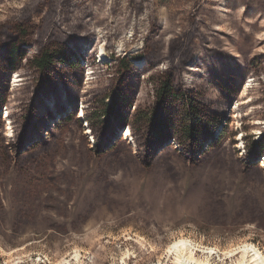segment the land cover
I'll return each instance as SVG.
<instances>
[{"label": "rangeland", "instance_id": "rangeland-1", "mask_svg": "<svg viewBox=\"0 0 264 264\" xmlns=\"http://www.w3.org/2000/svg\"><path fill=\"white\" fill-rule=\"evenodd\" d=\"M15 26L28 31L27 60L62 45L79 61V92L103 91L114 58L134 56L138 109L155 107L150 80L168 71L220 126L198 153L171 142L147 159L138 135L117 143L128 128L110 126L97 143L92 100H78L79 119L66 122L74 104L56 96L42 120L50 127L60 115L59 123L9 147L8 122L19 132L43 94L23 63L7 87L12 115L1 110L0 264L170 263L166 251L182 237L200 255L214 249L212 264L245 244L264 254V159L245 167V147L264 137V0H0V38ZM27 87L35 95L25 100Z\"/></svg>", "mask_w": 264, "mask_h": 264}, {"label": "trees", "instance_id": "trees-1", "mask_svg": "<svg viewBox=\"0 0 264 264\" xmlns=\"http://www.w3.org/2000/svg\"><path fill=\"white\" fill-rule=\"evenodd\" d=\"M11 31L8 35L11 37L10 40L0 38V47L3 45L0 49V120L1 110L8 108L7 87L9 81L15 72L24 68L23 63L26 64L25 68L34 70L33 72L39 76L37 88L41 89L43 94L41 95L42 100L37 105H35V101L31 104V116H29L24 127L19 128V132L14 133V122L11 123L8 120L12 129L11 140L7 143L9 147H12L15 141L22 148L30 143L31 138L41 139L43 132L48 130V126L45 125L46 122L42 119L52 117L50 107L46 106L44 102L49 97L56 98V96L65 98V101L74 104V112L65 119L66 122L74 121V113L76 114L79 107L78 100L84 99L87 103L92 100L96 104V111L87 118V122L96 137H100L96 138L97 143L99 144L100 140L103 141L112 134L109 131L110 126L111 128L117 126L119 131L128 128L130 133L128 130L125 131H128L131 142V135L134 137V142H136L137 135L141 138L136 148L138 155L147 159L151 157L150 155L155 157L157 154V152L153 153L155 150L162 149V151H165V149L171 148L170 142L176 143L189 152L198 153L202 147V142L210 140L215 133V129L220 126L218 116L210 111V107L204 110L202 104L195 97L184 94L177 87L178 84L173 74L168 71L153 76L150 80L154 88L155 107L148 112L146 109H138V78L134 74L136 73L133 67V60L136 59L134 56L114 58V71L112 74H107V85H104L103 91L94 93L93 87L90 86L88 90L79 92L78 88L83 85V70L79 67L80 63L77 59L71 62L70 55L68 56L65 47L62 45L53 48L46 46L36 56L27 60L22 44L26 43L24 38L27 37L28 31L23 26H15ZM61 65H67L68 70L65 75L59 67ZM188 71L192 72L190 67ZM18 76L21 79L20 83L26 81L22 76ZM70 78L75 81V86L65 82ZM93 86H95V82ZM217 86H219V90L223 95H233L235 93L229 86L225 87L221 84ZM25 91L26 93L23 96L25 100L35 95H30L28 87ZM64 93L66 97H64ZM108 100L109 103H107ZM58 107L56 106L57 110ZM37 111L38 115H36ZM11 115L10 108L7 111V116L10 117ZM77 119H79L78 112ZM222 134L219 137H222ZM126 140L128 139L122 140L120 138L117 139V143ZM215 143H217V140ZM111 148L110 144L109 149ZM245 148L247 151L245 167L247 169L256 168L259 159H264V137L262 140L250 143Z\"/></svg>", "mask_w": 264, "mask_h": 264}, {"label": "bare ground", "instance_id": "bare-ground-1", "mask_svg": "<svg viewBox=\"0 0 264 264\" xmlns=\"http://www.w3.org/2000/svg\"><path fill=\"white\" fill-rule=\"evenodd\" d=\"M137 67L139 66L137 65ZM15 78H18V76L15 75ZM80 119L84 120L82 117H80ZM10 125H11L10 122H8L6 126V130L8 133L11 132L12 130ZM124 133H125L124 138L129 140L130 136L128 131H124ZM180 239H185V238L182 237ZM244 246H247V248L245 249ZM169 248L170 246L166 251L167 252L166 255L167 257L172 259V261L170 263L167 262L168 264H212V257L210 255L213 254L215 255L214 249H213L214 251L209 253V255H205V254L200 255V252L198 251L199 246L194 245L192 242H190L186 247L183 248H172L170 251ZM201 250H206V249H201ZM229 252H235L236 254L229 256L227 255V253ZM223 257L224 259L222 261V264H228V263L229 264H264V254L260 250L255 249V247L246 244L243 245V247L237 249H233V250L228 249V251L223 252ZM167 263H164L158 259L157 263L155 264H167Z\"/></svg>", "mask_w": 264, "mask_h": 264}, {"label": "snow or ice", "instance_id": "snow-or-ice-1", "mask_svg": "<svg viewBox=\"0 0 264 264\" xmlns=\"http://www.w3.org/2000/svg\"><path fill=\"white\" fill-rule=\"evenodd\" d=\"M190 242L185 240V239H180L174 243H172L170 245V248H169V251L172 249V248H183V247H186ZM244 248L246 249L247 246H244ZM206 251H208L209 253H211L212 251H214L213 249H206ZM236 253L235 252H229L227 253V255L231 256V255H235Z\"/></svg>", "mask_w": 264, "mask_h": 264}, {"label": "built area", "instance_id": "built-area-1", "mask_svg": "<svg viewBox=\"0 0 264 264\" xmlns=\"http://www.w3.org/2000/svg\"><path fill=\"white\" fill-rule=\"evenodd\" d=\"M107 60H105L104 62H106ZM109 62V61H108ZM137 63H139V62H137ZM137 63H135L136 65H137ZM87 74V76L88 75H91V73L90 72H88V73H86ZM86 76V77H87ZM92 78H90L88 81H90ZM59 117H60V115L57 117V119H54L55 121H51V125H50V127H49V125H48V129L50 128V129H52L54 126H55V123H59ZM46 133H47V131H45V135H46Z\"/></svg>", "mask_w": 264, "mask_h": 264}, {"label": "water", "instance_id": "water-1", "mask_svg": "<svg viewBox=\"0 0 264 264\" xmlns=\"http://www.w3.org/2000/svg\"><path fill=\"white\" fill-rule=\"evenodd\" d=\"M124 130H125V128H123V129L121 130V132H123ZM121 132H120V133H121ZM170 143H171V142H170ZM170 143H169V144H170ZM164 148H165V146H164ZM160 151H162V149H160L158 152H160ZM158 152H157V153H158Z\"/></svg>", "mask_w": 264, "mask_h": 264}]
</instances>
